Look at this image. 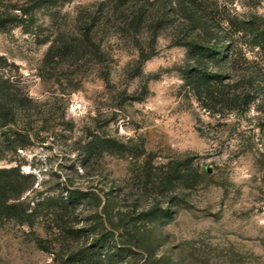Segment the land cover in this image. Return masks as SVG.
I'll use <instances>...</instances> for the list:
<instances>
[{"label": "rangeland", "instance_id": "374dc122", "mask_svg": "<svg viewBox=\"0 0 264 264\" xmlns=\"http://www.w3.org/2000/svg\"><path fill=\"white\" fill-rule=\"evenodd\" d=\"M200 3L196 26L176 0H0V91L24 103L0 168L34 180L28 221L0 216V264H264V0ZM192 40L222 42L209 68L249 104L197 99ZM97 136L126 147L91 156ZM178 163L194 178L168 182Z\"/></svg>", "mask_w": 264, "mask_h": 264}, {"label": "trees", "instance_id": "16d2710c", "mask_svg": "<svg viewBox=\"0 0 264 264\" xmlns=\"http://www.w3.org/2000/svg\"><path fill=\"white\" fill-rule=\"evenodd\" d=\"M117 6L121 7L130 0H114ZM178 4V11L184 14L186 18H190L196 26H201L200 17L196 18L189 12L202 11L200 7L201 0H176ZM206 4L204 3V18L206 15ZM191 9V10H190ZM190 10V11H187ZM8 20L0 19V25ZM205 25V23H204ZM209 27V26H208ZM214 27V25H213ZM207 29V26H204ZM254 30V29H253ZM258 44L264 49V30L257 31ZM213 47L206 46L205 44L199 43L195 40L188 41L185 43L188 46V59L189 64L183 69L182 78L187 86H189L198 100H206L212 103V108L217 104H227L228 108H237V106L247 105L250 103L252 98L248 92L245 93H232L231 90H224L220 86L223 84L222 75L214 72L209 68V64L219 66L222 62L229 58V53L221 51L224 47L221 45ZM226 48V45H225ZM149 57H143L142 60H146ZM233 95V96H230ZM208 103V107H210ZM232 104V105H231ZM23 100L18 98L17 95L10 92L0 91V127L11 121L14 115L15 109L23 106ZM211 108V107H210ZM125 144L118 142L111 138L95 137L89 141L86 151L91 156L101 157L105 153H118L122 152L125 148ZM191 166L188 163H178L169 172L166 180L170 183L173 182H187L194 178L190 171ZM34 183L32 175L30 173L25 174L20 171L17 167L0 168V216L14 218L20 222H27L31 216L32 210L29 211V207L20 201V197L24 192L29 190ZM52 201V199H49ZM78 200L73 191H70L67 199H62L61 202L57 201L53 206H57L60 209L66 210L71 205L73 206ZM47 203V202H46ZM106 248L105 242L100 239L93 243L92 246ZM97 249H90V246L86 250L82 251V256H91L93 251ZM108 259L113 264H120L116 261L115 254L112 253L107 255ZM115 262V263H114ZM118 262V263H116Z\"/></svg>", "mask_w": 264, "mask_h": 264}]
</instances>
